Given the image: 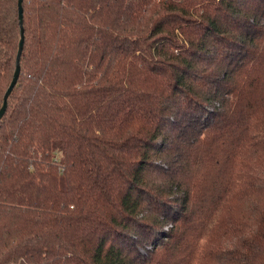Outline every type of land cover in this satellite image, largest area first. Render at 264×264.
Returning a JSON list of instances; mask_svg holds the SVG:
<instances>
[{
	"label": "trees",
	"instance_id": "trees-1",
	"mask_svg": "<svg viewBox=\"0 0 264 264\" xmlns=\"http://www.w3.org/2000/svg\"><path fill=\"white\" fill-rule=\"evenodd\" d=\"M23 1L0 264H264V0Z\"/></svg>",
	"mask_w": 264,
	"mask_h": 264
},
{
	"label": "water",
	"instance_id": "water-1",
	"mask_svg": "<svg viewBox=\"0 0 264 264\" xmlns=\"http://www.w3.org/2000/svg\"><path fill=\"white\" fill-rule=\"evenodd\" d=\"M19 2V11H18V17L20 19V31H21V39H20V42H19V50H18V54H17V58H16V69L13 73V79L10 83V85L8 86V88L6 89V93L4 95V98H3V102H2V106L0 108V121L1 119L3 118V116L5 115L7 109H8V101H9V98L10 96L12 95L13 93V90L15 88V86L17 85L18 83V80L20 78V73H21V56H22V53H23V50H24V41H25V31H24V16H23V10H24V7H23V0H18Z\"/></svg>",
	"mask_w": 264,
	"mask_h": 264
},
{
	"label": "rangeland",
	"instance_id": "rangeland-1",
	"mask_svg": "<svg viewBox=\"0 0 264 264\" xmlns=\"http://www.w3.org/2000/svg\"><path fill=\"white\" fill-rule=\"evenodd\" d=\"M168 227V226H167Z\"/></svg>",
	"mask_w": 264,
	"mask_h": 264
}]
</instances>
